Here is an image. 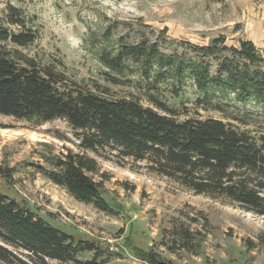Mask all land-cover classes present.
Instances as JSON below:
<instances>
[{
  "label": "trees",
  "instance_id": "1",
  "mask_svg": "<svg viewBox=\"0 0 264 264\" xmlns=\"http://www.w3.org/2000/svg\"><path fill=\"white\" fill-rule=\"evenodd\" d=\"M115 28L106 29L97 53L102 83L76 79L62 59L25 54L21 49L34 45L40 34L21 9L10 5L0 19V115L39 125L64 120L79 141L80 152L47 159L52 169L38 171L78 201L115 214L104 180L94 178L99 163L89 153L112 155L145 164L197 195L223 198L264 216V131L247 128L250 123L239 116L204 117L198 111L223 113L222 100L233 94L235 102H255L264 115L261 51L248 40L228 47L219 36L207 46L168 53L147 38L119 35L114 41ZM112 86L131 91L121 95ZM187 87L196 93L194 114L166 97ZM181 234L189 248L192 236ZM88 252L94 253L91 259L80 258ZM137 255L149 264H174L149 250ZM100 257L94 241L77 239L0 192V264H102Z\"/></svg>",
  "mask_w": 264,
  "mask_h": 264
},
{
  "label": "rangeland",
  "instance_id": "2",
  "mask_svg": "<svg viewBox=\"0 0 264 264\" xmlns=\"http://www.w3.org/2000/svg\"><path fill=\"white\" fill-rule=\"evenodd\" d=\"M10 5L21 9L40 34L21 50L37 59H62L78 80L104 83L97 53L108 27H116L114 41L119 35L130 41L147 38L168 53L225 36L228 47L248 40L264 55V0H0V19ZM112 88L121 95L131 91ZM166 97L194 114L193 88ZM222 101L223 113L198 111L204 117L239 116L250 123L247 128L264 131V115L255 102H235L233 94ZM78 142L64 120L39 125L0 115V192L77 239L94 241L102 264H149L137 255L144 250L174 264H264V216L223 198L197 195L145 164L89 153L99 163L94 178L104 180L115 214L78 201L38 171L39 166L52 169L47 159L80 152ZM184 231L192 236L189 248L183 247ZM93 256L88 252L80 258Z\"/></svg>",
  "mask_w": 264,
  "mask_h": 264
}]
</instances>
